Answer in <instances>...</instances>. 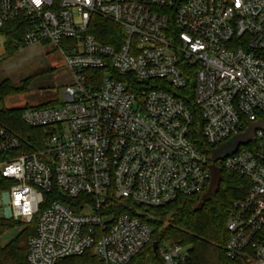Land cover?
<instances>
[{
    "label": "built area",
    "instance_id": "built-area-1",
    "mask_svg": "<svg viewBox=\"0 0 264 264\" xmlns=\"http://www.w3.org/2000/svg\"><path fill=\"white\" fill-rule=\"evenodd\" d=\"M94 15L121 27L115 44L90 33ZM18 18L17 44H54L72 82L57 104L23 110L25 124L46 127L39 148L0 122V206L24 224L36 219L29 264L88 251L129 264L152 230L112 211V199L132 209L204 192L211 151L264 118V0H0V28ZM188 82L201 147L190 109L169 91ZM215 164L251 181L228 209L226 254L264 264V130ZM187 255L174 242L160 250L165 264Z\"/></svg>",
    "mask_w": 264,
    "mask_h": 264
},
{
    "label": "trees",
    "instance_id": "trees-1",
    "mask_svg": "<svg viewBox=\"0 0 264 264\" xmlns=\"http://www.w3.org/2000/svg\"><path fill=\"white\" fill-rule=\"evenodd\" d=\"M25 27V20L18 18L9 21L0 28V35L6 37L4 46L7 56L16 54L19 45H23L17 44V42L22 40ZM121 31V27L110 19L99 15H94L92 18L90 33L103 43L115 44L118 40L117 37H122ZM28 90V79L19 83H14L10 79H0V102L10 96L26 93ZM169 91L183 100L190 109L193 116L191 129L194 141L201 147L203 122L195 103L193 82H188V85L181 90L169 89ZM55 104L57 101L51 100L37 106ZM27 107L30 106L2 107L0 122L20 138L26 149L32 151L42 145L46 127H33L22 121V112ZM221 171L218 190L203 206H199V204L208 187L200 194L179 196L174 201L158 207L134 206L133 209H129L125 203L112 199V211L119 213L129 211L139 216L152 230L151 240L131 259L129 264H165L160 257V250L169 241L187 248L188 255L184 264H248L241 257H228L225 245L229 238L226 228L228 209L234 201L243 198L248 193L251 181L245 176L224 168H221ZM152 211L159 219L147 218L145 214ZM168 216L170 219L168 224H165L164 219ZM21 224L23 223L19 220L4 218L0 215V236L8 229L19 228ZM35 233L36 219H33L31 223L19 229L17 235L8 243H0V264H29L28 243L30 237ZM154 242L158 244L157 254L153 250ZM56 264H103V262L91 251H88L82 255L61 258Z\"/></svg>",
    "mask_w": 264,
    "mask_h": 264
},
{
    "label": "rangeland",
    "instance_id": "rangeland-1",
    "mask_svg": "<svg viewBox=\"0 0 264 264\" xmlns=\"http://www.w3.org/2000/svg\"><path fill=\"white\" fill-rule=\"evenodd\" d=\"M65 66L64 55L51 42H47L44 45L21 46L12 57H8L5 54V49L1 48L0 43V79H10L11 81H17V83L25 79L29 80L28 92L6 98L3 102H0V109L2 107H20L27 103L32 107L49 102L57 97L61 98L65 76L55 78L54 75L65 69L67 67ZM8 208V205L0 206V215L2 217L8 218L5 215V211ZM145 215L149 219H159L153 211ZM169 219L170 217L168 216L164 219V223L168 224ZM25 226L26 224L23 223L19 228L13 227L6 230L0 236V243H8L17 235L19 229Z\"/></svg>",
    "mask_w": 264,
    "mask_h": 264
},
{
    "label": "water",
    "instance_id": "water-1",
    "mask_svg": "<svg viewBox=\"0 0 264 264\" xmlns=\"http://www.w3.org/2000/svg\"><path fill=\"white\" fill-rule=\"evenodd\" d=\"M257 130H264V118L258 119L253 122H249L245 131L238 133L227 141H225L221 146L211 151L213 164L210 165L211 179L207 190L202 196V201L200 206H202L211 196L218 190L221 181V168L215 164L218 159H222L228 155L233 154L241 144H247L255 137V132ZM154 253L157 254L158 244L153 243Z\"/></svg>",
    "mask_w": 264,
    "mask_h": 264
},
{
    "label": "crops",
    "instance_id": "crops-1",
    "mask_svg": "<svg viewBox=\"0 0 264 264\" xmlns=\"http://www.w3.org/2000/svg\"><path fill=\"white\" fill-rule=\"evenodd\" d=\"M5 41H6V37L4 36V35H0V43H1V48L2 49H5V46H4V44H5ZM39 45H44V44H39ZM24 47V46H26V45H19V47ZM34 46V45H33ZM18 52V51H17ZM15 55V54H14ZM13 55V56H14ZM8 57H12V56H8ZM67 66V65H66ZM65 66V67H66ZM62 76H65L64 77V79H65V82H64V84L63 85H66V84H69V83H71L72 82V74H71V72H70V70H69V68L68 67H66L65 69H63L62 71H60V72H57L55 75H54V77L55 78H59V77H62ZM14 83H17V81H13ZM61 96H62V94H61ZM57 98H59V97H57ZM60 99V98H59ZM26 105H29V103H27V104H25L24 106H26ZM23 106V105H22ZM21 107V106H20Z\"/></svg>",
    "mask_w": 264,
    "mask_h": 264
}]
</instances>
